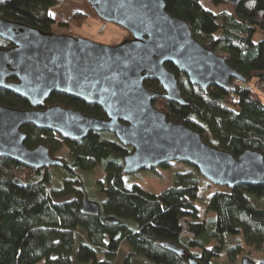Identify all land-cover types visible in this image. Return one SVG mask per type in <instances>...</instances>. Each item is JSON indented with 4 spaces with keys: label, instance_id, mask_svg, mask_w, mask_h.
<instances>
[{
    "label": "trees",
    "instance_id": "obj_1",
    "mask_svg": "<svg viewBox=\"0 0 264 264\" xmlns=\"http://www.w3.org/2000/svg\"><path fill=\"white\" fill-rule=\"evenodd\" d=\"M164 2L166 11L184 20L198 42L219 53L246 81L264 80V38L253 41L256 28L264 30V0H244L219 13L205 10L200 0ZM55 4L56 0L0 1V16L53 32L56 20L50 9ZM86 19L84 12L75 11L57 25L80 27ZM8 46L9 42L0 38V48ZM165 66L178 78L187 101L180 105L163 97L152 100L168 120L183 123L204 142L228 150L234 157L252 149L264 159V101L260 95H264V88L236 86L231 92L209 86L203 90L190 84L172 64ZM7 79L16 80L13 76ZM144 86L162 92L156 80L147 79ZM56 104L105 117L99 106L58 92H52L36 109ZM0 106L30 108L26 99L3 88ZM21 130L27 147L43 144L64 164L31 168L0 156V264H114L123 243L127 251L121 264H189L187 254L200 264H212L219 257L234 264L239 257L251 259L242 254V244L225 242L226 235L241 234L245 245L264 246V184L219 187L211 194L206 207L215 214L210 236L216 242L208 247L200 235L212 220L199 219L195 204L199 186L194 173L177 174L173 184L159 193L137 184L126 188L123 157L132 147L121 144L113 133L90 131L77 140L32 124L22 125ZM60 151L62 156L57 155ZM97 166L104 171L106 183L98 181L99 197L90 199L100 205L99 215L87 216L79 212L81 193L75 185L82 174H92ZM55 167L62 173L58 187L53 185ZM106 218L117 223H106ZM182 218L194 233L192 238L181 237L178 222ZM162 242L185 252L176 253Z\"/></svg>",
    "mask_w": 264,
    "mask_h": 264
},
{
    "label": "water",
    "instance_id": "obj_2",
    "mask_svg": "<svg viewBox=\"0 0 264 264\" xmlns=\"http://www.w3.org/2000/svg\"><path fill=\"white\" fill-rule=\"evenodd\" d=\"M86 1L100 19L125 28L130 37L104 45L0 16V38L10 44L0 48V88L30 104L27 109L0 106V156L31 168L61 167L63 160L51 156L47 146L29 148L24 144L22 125L32 124L77 140L90 131L104 130L132 147L123 157L124 174L176 160L194 166L215 186L264 184V159L259 151L246 149L234 157L228 150L204 142L183 123L168 120L152 104L158 97L187 104L178 78L165 63L203 90L216 86L235 92L232 80L246 79L222 56L198 42L184 20L166 11L164 0ZM242 1L225 0L231 7ZM10 76L16 80H8ZM147 79L156 80L163 91L145 87ZM52 92L95 104L105 117L58 104L36 109ZM75 189L81 193L79 212L98 216L100 205L88 199L81 184ZM105 222L117 223L112 218ZM161 244L176 253L185 252L175 244ZM187 259L189 264H200L189 254ZM241 264L254 263L243 258Z\"/></svg>",
    "mask_w": 264,
    "mask_h": 264
},
{
    "label": "rangeland",
    "instance_id": "obj_3",
    "mask_svg": "<svg viewBox=\"0 0 264 264\" xmlns=\"http://www.w3.org/2000/svg\"><path fill=\"white\" fill-rule=\"evenodd\" d=\"M201 6L208 11L213 13H219L224 10H229V5L225 3L214 4L211 0H200ZM75 11L84 12L87 15L86 22L80 27H59L57 22H66L71 14ZM51 17L56 20L55 25L53 26V33L55 34H68L77 38H86L91 41L104 44V45H115L121 42L123 39L130 37L129 32L121 27L120 25L104 21L100 19L93 9L90 7L86 0H66L63 5L60 7H53L50 11ZM104 25L103 29H100ZM264 38V30L256 28V32L253 36V41L258 42ZM217 53V52H216ZM220 55L219 53H217ZM257 78L251 80L253 90H258L259 88H264L259 85ZM262 100L264 101V95L260 94ZM57 155L62 156V152H58ZM55 180L53 185L58 187L60 185V178L62 173L59 168L55 167L54 169ZM191 172L195 174V177L198 179V199L195 204L198 208L199 219L208 218L210 225H208L207 230L200 235V241H202L206 246L213 245L216 240L210 236L211 231L215 225V214L211 210L207 209V202L211 194L221 186H215L204 177H202L196 168L188 163L181 161H170L166 166H157L154 168H144L133 173H128L123 175V185L126 188L131 187L133 184H137L146 191L153 193H159L163 189L171 186L175 176L179 173ZM98 181H101L104 185L106 183L105 173L97 166L92 174L84 173L82 174V179L79 178L77 184H82L89 199L97 200L99 197L98 194ZM254 198L252 197V200ZM254 201V200H253ZM225 242L231 243H240L243 245L244 255H247L253 263L262 262L264 264V246L259 248H254L252 246L245 245L241 234L238 235H226ZM199 248L196 249L198 251ZM127 251L126 245L123 243L116 254L114 264H121L124 254ZM243 258H238L234 264H241ZM38 264H45L43 261H40ZM212 264H230L224 257H219L212 261Z\"/></svg>",
    "mask_w": 264,
    "mask_h": 264
},
{
    "label": "built area",
    "instance_id": "obj_4",
    "mask_svg": "<svg viewBox=\"0 0 264 264\" xmlns=\"http://www.w3.org/2000/svg\"><path fill=\"white\" fill-rule=\"evenodd\" d=\"M65 1L66 0H56V4L54 6L55 7H60L61 5H63L65 3ZM103 28H104V25H102L100 29H103ZM258 81H260L259 85L261 87H264V80H258ZM233 83L235 84V86H240V87H243V88L248 89V90L253 88L251 81L243 82V81H241L239 79H234ZM178 224H179V227H180V235H181V237L192 238L194 236V233L189 231L188 228H187L186 219H184V218L180 219Z\"/></svg>",
    "mask_w": 264,
    "mask_h": 264
},
{
    "label": "flooded vegetation",
    "instance_id": "obj_5",
    "mask_svg": "<svg viewBox=\"0 0 264 264\" xmlns=\"http://www.w3.org/2000/svg\"><path fill=\"white\" fill-rule=\"evenodd\" d=\"M163 91V90H162ZM105 115V114H104Z\"/></svg>",
    "mask_w": 264,
    "mask_h": 264
}]
</instances>
